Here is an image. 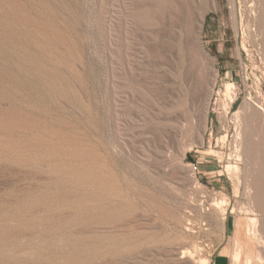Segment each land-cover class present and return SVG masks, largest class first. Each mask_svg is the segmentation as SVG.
I'll return each instance as SVG.
<instances>
[{"label":"rangeland","instance_id":"1","mask_svg":"<svg viewBox=\"0 0 264 264\" xmlns=\"http://www.w3.org/2000/svg\"><path fill=\"white\" fill-rule=\"evenodd\" d=\"M263 15L264 0H0V264H179L182 243L205 247L201 264H235L243 244L239 264H264L249 195ZM199 64L212 89L192 100Z\"/></svg>","mask_w":264,"mask_h":264},{"label":"bare ground","instance_id":"2","mask_svg":"<svg viewBox=\"0 0 264 264\" xmlns=\"http://www.w3.org/2000/svg\"><path fill=\"white\" fill-rule=\"evenodd\" d=\"M256 8V7H255ZM254 15L255 16H258L257 15V11L254 13ZM260 16V15H259ZM264 16V15H263ZM261 17H262V15H261ZM260 17V18H261ZM259 18V17H258ZM256 21H257V19H256ZM260 21V20H259ZM262 22H263V20H261ZM192 24V23H191ZM190 24V25H191ZM196 24V23H195ZM197 25V24H196ZM195 25V26H196ZM262 24L260 23V26H261ZM261 28V27H260ZM189 31V30H188ZM191 31H193V30H191ZM194 32V31H193ZM195 33V32H194ZM192 34V33H191ZM198 34V33H197ZM191 36V35H190ZM189 36V37H190ZM195 35H193L192 34V37H193V39H196L195 37H194ZM192 39V38H191ZM192 39V40H193ZM189 40V39H188ZM197 40V39H196ZM196 40H193L192 42H190V43H192V45H193V42L194 41H196ZM187 41V40H186ZM198 42H200V41H198ZM195 43V42H194ZM196 43H197V41H196ZM198 44H200V43H197V46H198ZM200 46V45H199ZM195 47V46H194ZM201 47V46H200ZM198 49H199V47H197ZM197 48H195L196 50H197ZM190 49H191V47H190ZM189 49V50H190ZM202 49V48H201ZM199 51V50H198ZM203 51V50H202ZM194 52V51H193ZM204 52V51H203ZM202 52V53H203ZM195 53V52H194ZM194 53H190V54H193L194 55ZM197 53V52H196ZM193 55H191L192 57H193ZM200 55H201V53H200ZM203 55V54H202ZM195 56H198L199 57V54L198 55H195ZM203 56H205V55H203ZM191 57V58H192ZM201 58H203L202 56H200ZM208 57V56H207ZM205 58V57H204ZM206 59V58H205ZM209 59V58H208ZM207 59V60H208ZM192 61H193V59H191ZM199 61H201V60H199ZM206 61V60H205ZM207 62V61H206ZM209 62V61H208ZM190 63H191V61H190ZM194 67V66H193ZM197 72V71H196ZM192 75H191V83H189V87H190V89H191V93H192V100H194L195 98H196V95H199V93L200 92H205V91H210V89H212V88H210L209 87V84H208V73L210 74L211 72H208V69H206V66L205 65H203V64H199V66H198V73L196 74L195 73V70H194V68L191 70V72H190ZM187 76V75H186ZM186 78V77H185ZM212 79V78H211ZM184 81V80H183ZM185 81H187V80H185ZM189 81V80H188ZM212 83V82H211ZM188 84V83H187ZM211 86V85H210ZM228 87V86H227ZM230 88V87H229ZM228 88V90H232V89H229ZM234 88V87H233ZM189 89V90H190ZM253 102V103H252ZM254 104H256V102L255 101H253V99H252V96H249L248 98H247V100H246V102H245V105L243 106V108L239 111V112H237L235 115H236V124H238V128H237V131H236V134L237 135H235L236 136V140H235V148H236V150L238 151V152H240L236 157L238 158V160H243L244 158H243V155L245 156V151H246V149L249 151V149L250 148H252V149H254L253 147L254 146H252V147H250L249 145V141H248V138H249V136H251L252 135V133H253V130H251L252 131V133H251V131H250V129L248 130V124L251 126L252 124L251 123H248L247 122V120H248V111H249V109L250 108H252V107H254ZM259 108H261V110L263 109L261 106L259 107ZM205 110V109H204ZM204 110H201L202 112H200L201 113V115L199 114V116H200V121H201V123H204V122H206L207 121V115L204 113ZM264 111V110H263ZM191 112V111H190ZM196 117V116H195ZM194 118V117H193ZM170 120V119H169ZM169 120H167L168 122H169ZM172 121V120H171ZM199 121V120H198ZM250 122H252V120L250 119ZM191 123V122H190ZM189 123V124H190ZM200 123V124H201ZM196 125V124H195ZM172 126V125H171ZM200 126V125H199ZM198 126V127H199ZM206 126V125H205ZM204 126V127H205ZM249 126V127H250ZM253 127H254V124L252 125ZM263 126V125H262ZM174 127V126H173ZM196 127V126H195ZM202 127V126H201ZM204 127H202L203 128V130H204ZM197 128V127H196ZM195 128V129H196ZM175 129V128H174ZM255 129V128H254ZM192 130V129H191ZM194 131V130H193ZM247 131H250V132H248L249 134L251 133V135H249L248 137H247ZM167 132H169V131H167ZM167 132H165V133H167ZM198 132V131H197ZM169 133H171V131L169 132ZM179 133V132H178ZM199 133V132H198ZM255 134V133H254ZM170 135V134H169ZM172 135H174V133L172 134ZM190 135V134H189ZM200 135V137H201V134H199ZM194 136V135H193ZM254 136V135H253ZM181 137V136H180ZM252 137V136H251ZM250 137V138H251ZM203 138V137H202ZM201 138V139H202ZM234 138V137H233ZM249 138V139H250ZM254 138V137H253ZM253 138H252V140H253ZM179 139V138H178ZM173 140V139H172ZM174 140H177V136L175 135L174 136ZM181 139H179V141H180ZM203 140V139H202ZM255 140V139H254ZM252 142V141H251ZM181 143V142H180ZM253 143V142H252ZM247 144H249V145H247ZM254 144H256V143H254ZM253 144V145H254ZM247 146H248V148H247ZM256 146V145H255ZM250 147V148H249ZM182 149V148H181ZM257 149H258V147H257ZM256 149V150H257ZM253 151V150H252ZM252 151H251V154H252ZM255 151V150H254ZM254 151H253V153H254ZM182 152V151H181ZM248 153V152H247ZM247 153H246V155H247ZM250 153V152H249ZM256 153H257V151H256ZM236 154V153H235ZM255 154V153H254ZM258 154H259V152H258ZM258 154H256V155H258ZM249 155V154H248ZM253 155V154H252ZM253 157V156H252ZM251 156H250V158H252ZM255 157L256 156H254L253 158L255 159ZM258 157V156H257ZM247 158H249V157H247ZM252 160V159H251ZM250 160V161H251ZM253 161V160H252ZM255 161V160H254ZM256 161H257V158H256ZM87 175H88V173H87ZM91 175H93L92 173H91ZM84 176V175H83ZM94 177V176H93ZM260 177V176H259ZM262 177V176H261ZM89 178H92V177H89ZM81 179V178H80ZM83 179V178H82ZM87 180V179H86ZM264 181V180H263ZM95 182V181H94ZM97 182V181H96ZM98 182H100V181H98ZM251 183H252V188H250L249 189V195L252 197V198H254V203H255V205L256 206H258V207H260L261 208V206L262 205H264V184L262 183V181H261V179H258V178H252L251 179ZM189 220V219H188ZM250 222V221H249ZM188 224H190V223H188ZM187 224V225H188ZM256 225H257V219L256 218H251V227H250V234L251 235H255V232H256ZM250 226V225H249ZM187 229H189V230H193V226H188L187 227ZM248 230V229H247ZM176 246V245H175ZM178 248H177V254H178V260H179V264H201V261L203 260V262H204V260L206 259V258H203L202 259V257H204V250H205V247L204 246H202L200 243L199 244H197V243H192V244H187V243H182V244H180L179 246H177ZM239 248V247H238ZM176 249V248H175ZM207 249V248H206ZM172 250V249H171ZM224 251V250H223ZM207 252V251H206ZM242 254H243V249L242 248H239L238 249V252H237V254H236V257H235V264H239V262H240V260H241V256H242ZM200 257L202 260L201 261H198L197 260V258L196 257ZM206 257V256H205ZM208 260V259H207ZM220 261V260H219ZM200 262V263H199ZM208 262H210V261H208ZM207 263V262H206ZM247 264H251V260L250 259H248L247 260Z\"/></svg>","mask_w":264,"mask_h":264},{"label":"crops","instance_id":"3","mask_svg":"<svg viewBox=\"0 0 264 264\" xmlns=\"http://www.w3.org/2000/svg\"><path fill=\"white\" fill-rule=\"evenodd\" d=\"M237 226H238V223H237ZM236 226V221L234 222V226H233V234H234V239H235V237H236V235H237V227ZM242 242H247L245 239H243V241ZM243 253L245 252V250H246V246L243 244ZM226 249H224V251H225ZM224 251H222V253H224ZM227 252H228V250H227ZM220 260V261H219ZM215 264H226V261H225V256L222 254L221 256H219V258L217 259V261H216V263Z\"/></svg>","mask_w":264,"mask_h":264}]
</instances>
